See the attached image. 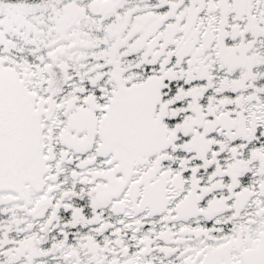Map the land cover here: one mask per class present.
<instances>
[{"label":"snow or ice","instance_id":"6c2138e0","mask_svg":"<svg viewBox=\"0 0 264 264\" xmlns=\"http://www.w3.org/2000/svg\"><path fill=\"white\" fill-rule=\"evenodd\" d=\"M0 264H264V0H0Z\"/></svg>","mask_w":264,"mask_h":264}]
</instances>
